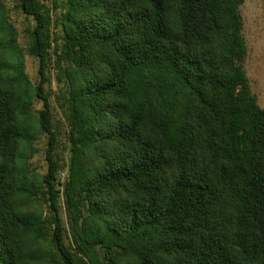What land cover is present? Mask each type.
<instances>
[{"label": "trees", "instance_id": "1", "mask_svg": "<svg viewBox=\"0 0 264 264\" xmlns=\"http://www.w3.org/2000/svg\"><path fill=\"white\" fill-rule=\"evenodd\" d=\"M244 1L19 0L35 20L34 85L0 0V264H264V108L242 64ZM53 53L69 126L63 183L45 90ZM38 132L49 138L44 190L24 152Z\"/></svg>", "mask_w": 264, "mask_h": 264}, {"label": "rangeland", "instance_id": "2", "mask_svg": "<svg viewBox=\"0 0 264 264\" xmlns=\"http://www.w3.org/2000/svg\"><path fill=\"white\" fill-rule=\"evenodd\" d=\"M6 15L18 32V44L24 57L25 70L34 85L40 82L39 61L29 51L31 44L30 31L35 25V20L23 12L20 8L19 0H3ZM46 4L52 7L51 0H45ZM239 12L243 21V37L247 47V54L242 62L249 77L252 92L257 96L259 104L264 108V0H245L239 6ZM60 10H53V22L51 32L53 36L60 35L61 25L58 24L57 16ZM56 59L53 53V61L50 63L48 76L50 81L45 85L46 93L49 95L52 114L53 128L57 133L56 154L60 163L64 165V170L59 172V179L63 183L68 178V168L66 166L70 158V146L67 140L69 126L61 107V90L57 81V70L54 66ZM43 108V102L38 96H34L32 113L39 117V112ZM37 138L25 145L24 152L27 157V168L35 180V189L44 190L43 176L48 169L46 152L48 147V135L38 132ZM62 187V186H61ZM63 189V187L61 188ZM37 197V198H36ZM34 198V209L42 213L45 219V230L48 238L53 232L52 217L53 212L43 194L39 191ZM60 215L65 227V238L69 245H73L71 227L69 223L68 211L64 202L63 195L59 200Z\"/></svg>", "mask_w": 264, "mask_h": 264}]
</instances>
